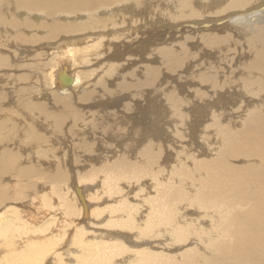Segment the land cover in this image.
I'll return each instance as SVG.
<instances>
[{
	"label": "bare ground",
	"instance_id": "bare-ground-1",
	"mask_svg": "<svg viewBox=\"0 0 264 264\" xmlns=\"http://www.w3.org/2000/svg\"><path fill=\"white\" fill-rule=\"evenodd\" d=\"M130 1L142 2L0 0V264H264V0H165L159 8L180 25L194 24V17L224 21L217 31L197 37L205 72L199 70L195 77L205 91L196 89L192 96L226 98L227 110L233 112L224 120L221 111L213 112L206 125L210 133L202 144H192L184 117L196 102L188 106L175 89L166 94V108L153 98L150 113L156 119L164 125L170 117L179 121L173 160L149 122L138 139L129 136L125 147L99 150L107 144L104 137L121 130L120 124L111 125L114 121L105 128L108 123H102L113 116L105 122L102 115H114L116 107L102 105H114L110 97L124 90L130 97L142 96V83L158 74L151 61L136 68L123 64V57L129 58L123 54L144 42L137 38L143 34L138 24L145 19L128 10ZM152 6L157 10V3ZM239 28L249 30L245 45L237 35L226 34ZM124 29L129 31L116 34ZM194 38L185 36L179 53L172 46L158 50L166 70L174 72L195 56L184 47ZM43 48L50 66L44 82H37L34 78L42 72L35 60ZM133 73L143 74L140 82ZM5 76L12 84V102H4ZM45 87L56 111L40 101ZM86 102L102 109L82 111ZM129 103L123 101L124 113L136 105ZM95 113L102 114L101 137L90 143L81 139L82 148L79 138V144L69 145L71 133L81 131L84 138L88 124L86 130L95 129L93 123L101 121L91 123ZM97 139L100 148L94 149ZM58 144L65 147L59 146L61 155ZM70 153L103 163L70 181L64 164ZM27 171L36 179L29 192ZM75 183L97 189L85 198ZM26 205L36 209L39 220L29 218L33 213Z\"/></svg>",
	"mask_w": 264,
	"mask_h": 264
},
{
	"label": "rangeland",
	"instance_id": "rangeland-1",
	"mask_svg": "<svg viewBox=\"0 0 264 264\" xmlns=\"http://www.w3.org/2000/svg\"><path fill=\"white\" fill-rule=\"evenodd\" d=\"M141 1L142 2H138V3L130 1L127 4L130 5L128 8V10L130 12H133L135 14V16H140V17H143L145 19L146 23H144L143 21H140L141 23L138 24L140 26L143 25L142 26L143 27V29H142L143 34H142V36H139L137 38L138 41H140V42L144 41V42L138 46H133V48H131V50L129 52L124 53L123 56L126 55L129 58L125 56V58H128V59L125 60L123 57L122 60H123V64H125V67L129 66V64H130L129 67H131V65H132V68H134V67L136 68L137 65H145V63H148L149 61H151V63L153 64V67H156V69L158 71L157 77L155 79H153L150 83H145V82L142 83V85H143L142 96L144 98V99H142L143 101L141 100V98H142L141 95L135 96V97L134 96L130 97L127 90H124L125 93H127V94H125L124 91L123 92L121 91V94H119V96L121 95L120 97L114 94V96H111L109 99L108 98L109 96H108L107 98L109 99V101L111 100V103H114V105L113 104L112 105L107 104L108 106L102 105V107H107L108 109H111V110L113 109V107H114L113 110H115V107H116V110L114 111L115 114L113 112L114 115H105L104 116L102 114L98 115L99 113H97V114L95 113L98 116H96L95 114H94L95 116L92 115L93 120L91 123L96 122L97 118L99 121L101 119H105V122H106L107 118L109 119V117H111V116H113V118L107 120L106 123H104L102 120L100 122L97 121L98 126L96 125V123H93V125L96 126L94 130H93L94 126H92V124H91L92 129L86 130L87 126L90 127V125L88 124L85 127L84 135H82V136H84V138L80 137L81 131L80 132L77 131V132H79V134L75 135V136L71 133L73 138L69 137L68 141H70V142H68V143H70L69 145H71V143L73 144V141H74L73 145H77V144H79L77 142L80 139L79 142H81V143L78 146L81 145L80 147L82 148L83 144L85 142H82L83 140H81V139L87 140L89 138L86 142L90 143L93 138H95V137L100 138L101 134L99 135V133L104 132V131L102 132V130H103L102 128L100 129V127H102L101 125L103 124L105 126L109 121H112V122L114 121L113 123L110 122V123H112L111 125L114 126L113 124L117 123L115 125V126H117L120 124V126H121L120 131L121 132L118 130L119 132L117 131L118 133L116 132V134H115V136H113V138L104 137V141L107 144L101 143L102 148L99 150L101 151L104 148L115 149L116 147H118V148L125 147L126 143H130V140L132 137L136 138V139H138L140 137V135L138 134L140 129L147 127V122H149L153 127L157 128V139L160 140V142L163 141L162 142V143H164L163 148H166L167 152H168L167 157H169L171 160H173V158L175 157V150L173 149L174 144L180 142V139L178 137H175V134H174V130H175L176 126L178 125L179 121H175V117H170L169 119H167L168 118L167 117V118H165V120L166 119L167 120H166V123L164 125L159 118L156 119L154 117L153 113H150V110H152L151 108L155 105L153 98H155L157 100V102L159 101L166 108V104H165L166 94L169 90L175 89L176 92L182 93V95L185 97V99L187 101L188 106H191L194 102H196V104L190 108V111L186 115V117H184V123H185V128H186L185 130L188 131V133L185 136L187 137V139L189 141H191L192 144H196V142H198L199 144H202V142L206 138V135H208L210 133L209 127H207L206 125L211 122L212 114H215L213 112L221 111V114L224 116V118H223V116H221L222 120H224L226 117L232 118V116H233V112L230 113V111L227 110L229 104L227 103L226 98H218L216 95H214L212 97L206 96V97H202L201 99H197V98H194L192 96V92L196 89L201 88V90L205 91V89L203 88L204 84L199 85V83L197 82L198 80L195 77L196 72H198L199 70L204 71V60H205L204 58H201L199 55V52H198L199 43H197V37L201 36L202 33H205V32L217 31L216 28L218 26H220L221 23H224V21L223 22H216V21H214V19H215L214 16L211 17L210 19L208 18V20H207V17L206 18L194 17V20H196L194 22V24L185 23V22L181 21L180 23H182V25H180L179 23L170 19L167 15H163L160 12L159 8H161L165 5V0H141ZM219 1H223V0H219ZM153 2L157 3V10H156V8H154L152 6ZM204 20H207L206 23L204 22ZM221 28L224 29L227 27H221ZM128 31H129L128 29H124L122 32L116 33V34L117 35L124 34V33H127ZM246 32L249 33V30L239 28V29H230L226 32V34L237 35L238 38H242V42H244L243 45H245L246 44V40H245V33ZM185 36L195 37L194 39H190L189 41L184 43V47H186L188 49V52L189 53H192V52L196 53V54H194L195 56L185 59L183 61V63L181 64V66L176 68V71H174V72L166 70L164 68V66L162 65V61H161L160 56L158 54V50L163 46H172L173 52L179 53V50H180L178 48L179 43H183L182 41H183V38ZM86 40H88V43L93 42L91 40V37L86 39ZM49 48H52V47L50 46ZM156 49H157V59H155L156 57H154L156 55ZM45 51H47L46 48L40 49L37 56H36L35 65L37 66L38 70L40 72H42V77L34 78L35 80H37V82H40V80H42L44 82L45 77H46L45 69L49 65V62H48L49 60L44 55ZM146 60H148V61H146ZM191 63H194L195 66L192 67L191 69H189V65ZM214 63H216V65H219V66L220 65L225 66L224 62H221V61H215ZM101 65L102 64H99V65H96L95 67H99ZM239 66L232 65V68L235 69L236 67H239ZM229 68L230 67H227L228 70H229ZM129 70L130 69H125V71H129ZM178 72L181 73L179 76L177 75ZM6 74H8V72ZM142 75L143 74L138 76L137 74L133 73L131 75V77L133 79L137 80L138 82H140L142 79ZM232 75L238 76V73H233ZM217 79L218 80L221 79V76H218ZM120 80L121 79H119V78L115 79V84H114L115 88L118 86ZM123 80L127 81V76H125ZM0 86H1V78H0ZM11 87H12V84L9 82V80L5 76L4 80H3L2 88H4L8 97H7V99L5 98L6 101H4V102H12V100H13V99L9 98V96L14 97L13 94L11 93ZM153 89H156V90H154L151 93V91ZM44 91L46 92V95L43 98H40V101L46 102L45 107L50 111H54L56 107L52 106L54 104H52V102L50 100V98H52V97L50 95L49 88L45 87ZM230 91H232V89H230ZM127 96H129V97H127ZM132 97L135 99H137L138 97L139 98L137 100H134ZM113 98H115V99H113ZM36 99H34V101H37ZM118 99H120L121 101L119 100L118 102H116V100H118ZM114 100H115V102H114ZM125 100H127V101L130 100V103H129L130 106L135 105V102H136V105L134 106L135 108L132 107L133 110H131L128 113L125 112L127 115L124 113L125 110H123V108H124L123 107V101H125ZM131 100H133L134 103L131 102ZM156 100H155V102H156ZM1 102H3V101H1ZM238 102H239V100H238ZM238 102L236 104L233 103V107H236ZM87 103L88 102H86L85 105L83 104L80 106L81 109L84 107L83 108L84 110H82V111H85V112H92L93 111V112H95L96 110H94V108L97 110L102 109L101 106H98L99 109H98V107H93V105H94L93 101L90 102L93 105L90 103H88V104ZM117 103H118V106H117ZM120 103H122V104H120ZM124 103H126V102H124ZM151 103H152V105H151ZM208 103H216V106L210 105ZM12 104H15V103H12ZM78 104L79 103H77V105ZM148 104H149L150 109H148ZM204 104H206V105H204ZM118 108L120 109V111L122 109V111L117 112ZM90 109H91V111H88ZM116 113L120 116H118ZM101 115H102V117L104 116L105 118L104 117L102 118ZM107 116H109V117H107ZM129 116L131 118H129ZM99 117H101V119ZM114 117H115V120H114ZM94 119H96V120L94 121ZM117 119H120V120H117ZM119 122H121L123 124H121ZM88 123H90V122H88ZM110 123H108V125L105 128L110 126ZM124 123H126V124H124ZM99 124H101V125H99ZM158 128L160 129V131ZM114 130L116 131V128H114ZM85 131H86V133H85ZM92 132L93 133L96 132L97 135L95 133V136H93L94 134H92ZM89 134H91V135H89ZM125 134H129L128 137L130 136L131 138L129 137V139H126L124 141L118 140V137H120L122 135L125 137ZM85 136H87V137H85ZM164 140H166V141H164ZM97 142L98 143L94 145V149L100 148L99 147L100 140L97 139ZM59 146L61 148H64V149H65V147L63 144H60V145L58 144V148L56 149V152H57V154L61 155L63 152H61V149L59 148ZM77 149H78V147L75 146V151H77ZM163 152H165V149ZM126 155L129 156L130 153H127ZM131 157L132 156L130 155V157H128V158L131 159ZM102 163H103L102 160H99V161H94L92 159L87 160V159H84L82 157L74 156L72 153L69 154V157L65 154V158H64L65 170L67 172L66 175L69 176L70 181H72V180L76 181L78 173L83 174L87 170L91 169L92 167L93 168L97 167V166L101 165ZM131 164H134V163H131ZM53 169H55V165H53L51 167V171ZM28 172L29 171H27L26 174H28L29 177L30 176L32 177L31 171L29 172L31 175ZM31 177L29 178L30 184L29 183L26 184L27 185L26 186L27 191L25 190L26 192L31 191V189L33 188V185L31 186V184H33L34 180H36V179H31ZM34 178H36V177H34ZM75 184H77V183H75ZM77 185L81 186L83 188L81 193L83 194V196L85 198H87V194L91 195L97 189L96 186L94 188H86L89 185H85V186L80 185V184H77ZM28 186H31V187H28ZM52 187H54V185ZM52 190H54V189L52 188ZM52 190L50 192V189H49V192H50L49 197H52V199L50 198L52 201H57L56 200L57 196H56V194L54 195ZM135 191L136 190H134L133 192H135ZM51 193L54 196H52ZM26 206H27V210H29V211L31 210V212L33 213L31 216H29V218L33 219L36 217L38 219V217L41 216L40 214L37 215L36 212L35 213L33 212L34 210H36L33 206L29 207V208H28V205H26ZM33 208H34V210H33Z\"/></svg>",
	"mask_w": 264,
	"mask_h": 264
}]
</instances>
